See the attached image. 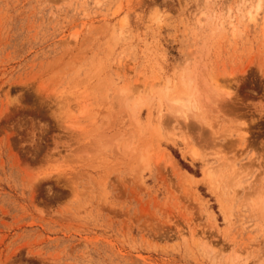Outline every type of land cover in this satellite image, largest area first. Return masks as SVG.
I'll list each match as a JSON object with an SVG mask.
<instances>
[{"label": "rangeland", "instance_id": "rangeland-1", "mask_svg": "<svg viewBox=\"0 0 264 264\" xmlns=\"http://www.w3.org/2000/svg\"><path fill=\"white\" fill-rule=\"evenodd\" d=\"M0 264H264V0H0Z\"/></svg>", "mask_w": 264, "mask_h": 264}, {"label": "bare ground", "instance_id": "bare-ground-1", "mask_svg": "<svg viewBox=\"0 0 264 264\" xmlns=\"http://www.w3.org/2000/svg\"><path fill=\"white\" fill-rule=\"evenodd\" d=\"M251 18H253V15H251L250 16ZM172 101H173V105H174V107H176V109L175 108H173V106H172V111H174V112H179L180 114H183V113H185L187 110H190L191 109V102L190 101H188V100H176V99H172ZM178 104V103H180V104H178V105H175V104ZM178 106V107H177Z\"/></svg>", "mask_w": 264, "mask_h": 264}, {"label": "trees", "instance_id": "trees-1", "mask_svg": "<svg viewBox=\"0 0 264 264\" xmlns=\"http://www.w3.org/2000/svg\"><path fill=\"white\" fill-rule=\"evenodd\" d=\"M176 157H177V156H176ZM179 163H180V164H183L182 161H180V160H179ZM184 167H185V166H184ZM187 168H188V167H187Z\"/></svg>", "mask_w": 264, "mask_h": 264}]
</instances>
